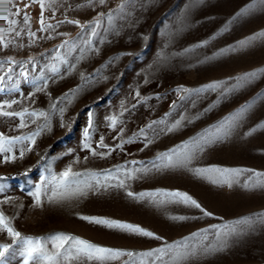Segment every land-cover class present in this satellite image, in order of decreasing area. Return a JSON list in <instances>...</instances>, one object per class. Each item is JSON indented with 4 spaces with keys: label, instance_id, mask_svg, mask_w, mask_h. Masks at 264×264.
Masks as SVG:
<instances>
[{
    "label": "rangeland",
    "instance_id": "1",
    "mask_svg": "<svg viewBox=\"0 0 264 264\" xmlns=\"http://www.w3.org/2000/svg\"><path fill=\"white\" fill-rule=\"evenodd\" d=\"M0 264H264V0H0Z\"/></svg>",
    "mask_w": 264,
    "mask_h": 264
}]
</instances>
